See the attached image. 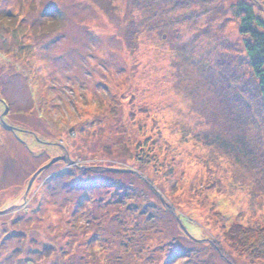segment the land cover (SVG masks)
I'll list each match as a JSON object with an SVG mask.
<instances>
[{
	"label": "rangeland",
	"instance_id": "obj_1",
	"mask_svg": "<svg viewBox=\"0 0 264 264\" xmlns=\"http://www.w3.org/2000/svg\"><path fill=\"white\" fill-rule=\"evenodd\" d=\"M241 3L0 0V264H264Z\"/></svg>",
	"mask_w": 264,
	"mask_h": 264
},
{
	"label": "trees",
	"instance_id": "obj_2",
	"mask_svg": "<svg viewBox=\"0 0 264 264\" xmlns=\"http://www.w3.org/2000/svg\"><path fill=\"white\" fill-rule=\"evenodd\" d=\"M239 12L242 17V33L250 34L252 41L246 43V49L250 57V61L255 76L260 80V86L264 94V31H259L258 27L264 29V22L257 19V27L252 25L255 12L252 5L241 3Z\"/></svg>",
	"mask_w": 264,
	"mask_h": 264
},
{
	"label": "water",
	"instance_id": "obj_3",
	"mask_svg": "<svg viewBox=\"0 0 264 264\" xmlns=\"http://www.w3.org/2000/svg\"><path fill=\"white\" fill-rule=\"evenodd\" d=\"M58 160H59V158H55V159H53L50 163H48V164L45 166V168H46V167H49L51 164L57 162ZM39 172H40V171H39ZM39 172H37V173L33 176L32 180L30 181L29 186H28L29 189L31 188V185H32V183H33V181H34L36 175H37Z\"/></svg>",
	"mask_w": 264,
	"mask_h": 264
}]
</instances>
